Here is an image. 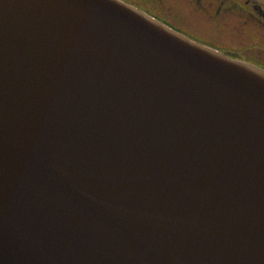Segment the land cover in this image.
Wrapping results in <instances>:
<instances>
[{
  "label": "water",
  "instance_id": "water-1",
  "mask_svg": "<svg viewBox=\"0 0 264 264\" xmlns=\"http://www.w3.org/2000/svg\"><path fill=\"white\" fill-rule=\"evenodd\" d=\"M0 264H264V69L124 0H0Z\"/></svg>",
  "mask_w": 264,
  "mask_h": 264
},
{
  "label": "flooded vegetation",
  "instance_id": "flooded-vegetation-1",
  "mask_svg": "<svg viewBox=\"0 0 264 264\" xmlns=\"http://www.w3.org/2000/svg\"><path fill=\"white\" fill-rule=\"evenodd\" d=\"M192 39L264 69V4L254 0H124Z\"/></svg>",
  "mask_w": 264,
  "mask_h": 264
}]
</instances>
